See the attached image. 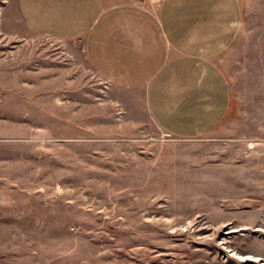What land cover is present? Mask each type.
I'll list each match as a JSON object with an SVG mask.
<instances>
[{"label":"rangeland","instance_id":"obj_1","mask_svg":"<svg viewBox=\"0 0 264 264\" xmlns=\"http://www.w3.org/2000/svg\"><path fill=\"white\" fill-rule=\"evenodd\" d=\"M0 0V264H264V0L223 54L232 100L206 134L126 106L82 38ZM16 10V9H15Z\"/></svg>","mask_w":264,"mask_h":264},{"label":"crops","instance_id":"obj_2","mask_svg":"<svg viewBox=\"0 0 264 264\" xmlns=\"http://www.w3.org/2000/svg\"><path fill=\"white\" fill-rule=\"evenodd\" d=\"M33 31L82 38L93 70L165 132L215 130L232 100L223 54L240 35L242 0H12Z\"/></svg>","mask_w":264,"mask_h":264}]
</instances>
